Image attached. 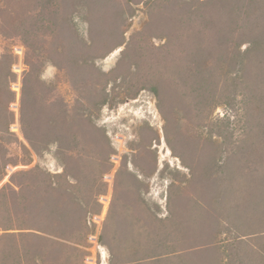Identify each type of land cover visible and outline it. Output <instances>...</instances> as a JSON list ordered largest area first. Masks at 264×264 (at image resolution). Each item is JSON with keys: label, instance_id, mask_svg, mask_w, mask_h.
<instances>
[{"label": "rangeland", "instance_id": "rangeland-1", "mask_svg": "<svg viewBox=\"0 0 264 264\" xmlns=\"http://www.w3.org/2000/svg\"><path fill=\"white\" fill-rule=\"evenodd\" d=\"M261 25L264 0H0V190L19 192L3 197L17 205L4 215L32 227L10 232H39L40 217L70 237L38 264H251L231 244L252 206L263 218V186L233 151L261 138L254 104L240 102L263 87L264 57L248 51ZM24 128L50 142L35 150ZM101 171V211L85 219ZM53 200L70 206V225ZM18 240L27 264L48 245ZM3 245L7 264L23 263Z\"/></svg>", "mask_w": 264, "mask_h": 264}, {"label": "trees", "instance_id": "trees-1", "mask_svg": "<svg viewBox=\"0 0 264 264\" xmlns=\"http://www.w3.org/2000/svg\"><path fill=\"white\" fill-rule=\"evenodd\" d=\"M264 25H261V27L258 29V32L252 35V39L249 41L251 45H253L252 47L248 48L249 52H254V56H262V58L264 57V33H263V28ZM263 63H264V58H263ZM28 65L32 66V69L34 68V64L32 63V61H28L27 63ZM30 73V72H29ZM6 78L7 81L10 82V80L13 79L14 77V73L11 71V66L9 65L8 68V72L6 74ZM25 82L27 83V76L24 79V88H23V95H25V93H27V88L25 87ZM263 87H261L260 90H256L254 93H246L244 92V94L242 93L243 98H241V103L244 104L247 102L253 103L254 106L252 107L253 110H251L250 108V112L248 114V109L246 107V117H247V121L250 122L251 120H254L253 118H257L258 116H260V120H261V125H262V132L260 133L261 138H259V140L255 143V142H250L244 139V142H246V145L244 146H240L238 147V150L233 151V153H235L236 151V155L240 154L243 157H248V163L247 164V168L250 170L249 175H251L253 178H251V182H253L254 186H255V190L257 192V187L258 186H263V189L261 187L260 188V192L262 195V201L263 203H261V205H263L264 207V169L263 171H257L256 165L259 164V166L264 168V77H262V85ZM150 88H152V90H154L155 93H158V88L157 85L155 86H151ZM9 95H12L13 92L11 89H9L8 91ZM137 93V90H135L133 93H129L130 96L135 95ZM103 95L104 94L103 92ZM240 95V94H239ZM237 95V96H239ZM248 96V97H247ZM105 98V99H104ZM103 99H101L100 104L104 103L106 101V97H104ZM10 101L12 99H9ZM229 103H232L236 101V95L231 96L228 99ZM247 106V105H246ZM249 108V107H248ZM245 109V107H244ZM22 122H23V126L26 125V117H25V109L24 107H22ZM11 121L8 122V124H10ZM92 130L96 131L99 130L98 128H96L95 126H92ZM24 133L26 138L28 139L30 145L37 151L41 150L45 145H47L50 141H40L38 139H35V137H33L32 135H30L31 133H29V131H27L24 128ZM262 143L261 147H257L258 144ZM65 147H63L62 145H60V149L64 150ZM235 148H237V146H235ZM70 150L69 148H66L67 151ZM260 150H262V154H260ZM238 151V152H237ZM83 156V155H81ZM260 156V157H259ZM90 162H96L95 160L89 159ZM3 170V165L0 166V175L2 176L4 173ZM105 171H101L99 173V175L97 176L98 173H93L91 175V188L89 189V193L88 195L85 197V205L83 207L84 209V216L85 219L88 215H92V214H98L101 211V203L98 200V197L101 194L106 193V183H104L103 181L100 180L101 176L104 174ZM29 174V173H26ZM32 174V173H31ZM40 175V174H39ZM43 176V178L41 179V182H43V184H47V186H49L50 190L53 192H61L62 189L60 188L59 183H54L53 182V177L49 174H45L44 172L41 174ZM70 176L69 173L64 172V175H61L60 177L66 179ZM94 176H97V178H94ZM60 177H57L56 179H59ZM259 181H258V179ZM61 179V178H60ZM68 181V180H67ZM79 182V180H78ZM54 184H57L56 186H54ZM69 186H70V182H68ZM256 192L254 191V196L253 198L256 196ZM18 191H16L15 189H12L11 186H4L2 187V189L0 190V230L2 231L1 235H0V264H7L5 261V251H4V241H11L12 242V246L14 248V250L17 252V255L19 256V260H25V256L28 257L29 254L26 253V255H24L23 250L21 251L20 247H19V243H18V238L19 237H27V236H31V237H35L36 239L39 240V242H46L48 243V245L46 247L40 248L36 251H34L31 255V259H33V263L34 264H38L40 260V263H44V261L46 260V249L50 250L51 252L55 250L58 251L62 248L63 245H65L63 242L64 241H70V237H65L62 235H59L57 233H54L53 231H49L46 232L45 229H43V227H41L40 224V217H38V219H36V228H33L34 230H37L39 232H10L9 230L11 229H32V227H22V223L18 225V221L19 219L16 218L13 214L10 213V215H8V219L7 217L5 218L4 215V210L12 208V210H14L15 212V208L17 207V205L13 204V201H6L3 202V197L7 198L8 194H12V195H18ZM252 194V191H250V195ZM50 202V203H49ZM47 204L45 203V205L47 207L50 206H54V208L56 209L55 213H59L60 218H58L59 222H64V223H68L70 225V206L66 209V205H61L58 202L53 201H49ZM6 204V207H5ZM77 205L79 207H81L78 202ZM11 206V207H10ZM51 209V207H50ZM254 209H256V206L253 207L250 211V215L248 217V221H244L242 223H240L239 225H235L236 227L234 228L235 231L237 232L236 235L233 237L232 239V248L238 246L236 248V250L238 251V253H240V255H243V257L248 258L250 260L251 264H264V216L263 218H257L258 215L260 214L258 209L257 211H254ZM263 212L264 215V209L262 208L261 213ZM36 215V214H35ZM65 217V218H64ZM64 218V219H63ZM84 219V220H85ZM16 221V222H15ZM80 221V220H79ZM82 223V221H81ZM87 221L85 220V226ZM38 224V225H37ZM233 224V223H232ZM20 226V227H19ZM34 226V225H33ZM46 232L48 233L50 236L53 237H49V236H45L42 233ZM14 243V245H13ZM23 253V254H20ZM171 256H173L171 253H167L161 257H166V258H171ZM155 258V257H154ZM145 260H147V258L145 259H140V260H136L134 261V263H141L144 262ZM26 264L27 261L25 260ZM22 263V264H23Z\"/></svg>", "mask_w": 264, "mask_h": 264}, {"label": "bare ground", "instance_id": "bare-ground-1", "mask_svg": "<svg viewBox=\"0 0 264 264\" xmlns=\"http://www.w3.org/2000/svg\"><path fill=\"white\" fill-rule=\"evenodd\" d=\"M105 254V253H104ZM103 258H106V255H103Z\"/></svg>", "mask_w": 264, "mask_h": 264}]
</instances>
